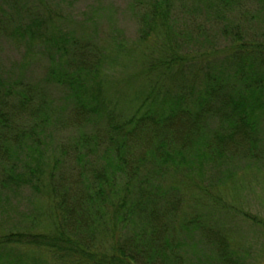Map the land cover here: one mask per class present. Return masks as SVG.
I'll list each match as a JSON object with an SVG mask.
<instances>
[{"label":"rangeland","instance_id":"374dc122","mask_svg":"<svg viewBox=\"0 0 264 264\" xmlns=\"http://www.w3.org/2000/svg\"><path fill=\"white\" fill-rule=\"evenodd\" d=\"M157 1L0 0V111L8 114L6 125H0V236L36 223L38 226L50 212L41 191L46 182L33 178L35 186H21L11 181L10 173L17 174L32 165L30 148L37 137L44 169L60 161L55 172L63 178L59 182L78 191L81 176L78 178L79 166L75 169L74 164L77 147L84 143L82 136L89 137L83 146L93 147L98 141V155L108 149L109 143L102 138L110 136V125L129 118L136 105L144 102L148 90L155 87L139 77L144 62L160 57L170 41L192 51L189 55L193 59L198 54L220 50L237 31L247 39L264 42V0H159L167 13L162 33L155 32L159 31L155 29V19L160 18L153 6ZM32 31L47 36L54 31L66 32L64 36H71L73 41L60 57L51 52L42 36L33 39L26 34ZM147 31L151 35L145 39ZM21 34L26 36L22 38ZM223 60H210L209 70ZM86 61L88 67L98 64L102 69L95 86L103 116L90 121L77 115L74 91L50 77L52 68L59 67L69 74L76 68L86 70ZM197 69L196 60L187 65L188 79L197 76ZM159 83L153 94L162 101L170 84L165 79ZM190 83L196 89L201 86L199 77L190 79ZM25 96L29 98L22 107L20 102ZM42 113L41 118L38 115ZM259 121V149L255 155L245 158L234 154L220 163L208 164L201 174L194 175L183 162L186 157L192 158L190 150L198 133L205 132L213 141L217 121L209 120L199 130L193 129V134L185 130L183 139L173 128L159 130L151 125L131 143L135 146L133 157L144 159L138 173L144 181L140 186L129 175L133 195L127 203L135 213L129 230L147 228L160 239L163 237V242L168 240L170 264L174 257L172 246L182 256L177 264H220V249L234 252L231 255L247 263L264 264V227L255 222L264 221L263 114ZM160 142L167 143L173 161L162 162L153 156L154 146ZM7 147L8 155L4 156ZM231 154L228 151L227 157ZM124 185L128 186L125 178L117 179L114 188L121 191ZM29 253L25 264L41 263V253Z\"/></svg>","mask_w":264,"mask_h":264},{"label":"trees","instance_id":"16d2710c","mask_svg":"<svg viewBox=\"0 0 264 264\" xmlns=\"http://www.w3.org/2000/svg\"><path fill=\"white\" fill-rule=\"evenodd\" d=\"M161 2H153L154 11L160 16L155 19V29L159 30L156 33H162L161 28L166 26L163 19L167 13ZM37 25L41 26L40 23ZM26 34L33 39L42 36L51 52H56L60 57L73 41L71 36H64L66 32L60 31H54L49 36L41 31ZM26 34H21V37L24 38ZM150 35V31H147L143 36L147 39ZM245 38L241 31L231 33L229 41L220 50L198 54L196 59L189 55L192 51L182 46L180 49L170 41L167 44L169 50L164 47L160 57L144 62L139 77L144 78L146 84L155 85L153 92L148 90L144 102L136 105L129 118L118 121L117 125H110V136L102 138L109 143L107 148L110 151L107 149L98 155V141L93 147L83 146L84 143L88 144L89 137L82 136L84 143L80 142L77 147V161L74 164L75 169L79 166L78 178L81 176L79 180L75 178L81 182L78 191L69 189L63 181L59 182L63 178L56 176L55 172L60 161L50 165L47 171L44 169L43 153L38 145L40 139L35 136L37 138L30 148L32 165H28L24 171L19 170L17 174L10 173L11 181L21 186H35L33 178L46 182L41 191H44L46 209L50 212L38 226L36 223L0 236V246H3L0 247L3 249L0 250V264H25L26 254H30V251L41 253V263L47 264H170V255L166 253V248L170 247L168 240L164 239L163 242V237L160 239L159 235L147 228L139 227L137 232L129 230L135 216L133 206L127 203L133 195L129 186L133 181L129 175L131 173L140 186L144 181L138 174L144 159L133 157L135 146L131 143L151 125L159 130L173 128L177 137L183 139L185 130L189 129L193 134L197 127L199 130L209 120L215 119L217 130L211 136L213 141H209L205 132L198 133V139L191 141L192 158L187 160L184 155L183 163H186L185 168L191 175L201 174L208 164L220 163L234 154L245 158L255 155L259 149L256 136L261 125L259 119L262 114L264 116V42ZM216 57L224 60L214 70H209V61ZM194 60L198 62V74L190 79L199 77L201 86L197 89L195 84L191 85L185 73L187 65ZM88 66L86 61V66H83L86 70L76 68L71 74L59 67L52 68L50 77L74 91L77 115L90 121L103 116V109L96 100L99 91L95 86L102 69L98 64ZM163 79L170 86L163 92L162 101H159L154 97L156 87ZM25 97L22 102L19 101L22 107L29 98ZM7 116L6 111H0V125H6ZM38 116L42 118L44 113ZM96 140H99L98 137ZM154 147L156 151L153 156L162 162L173 161L167 143L160 142ZM8 151L7 147L3 155L7 156ZM228 151L232 152L229 157ZM124 178L128 186L124 185L121 191L116 190L117 179ZM143 220H146L145 217ZM255 222L264 227L263 220L255 219ZM172 249V264L180 263L182 256L175 247L172 246ZM220 252V264H250L238 255H231L234 252H226L225 249H220Z\"/></svg>","mask_w":264,"mask_h":264}]
</instances>
